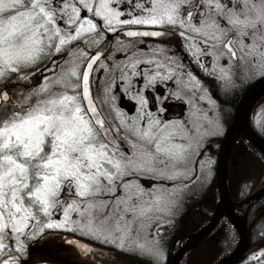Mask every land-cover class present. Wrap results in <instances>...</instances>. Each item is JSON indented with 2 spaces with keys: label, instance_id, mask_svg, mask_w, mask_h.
<instances>
[{
  "label": "snow or ice",
  "instance_id": "6c2138e0",
  "mask_svg": "<svg viewBox=\"0 0 264 264\" xmlns=\"http://www.w3.org/2000/svg\"><path fill=\"white\" fill-rule=\"evenodd\" d=\"M251 76L264 0H0V264L46 230L166 264L162 220L212 163L214 88Z\"/></svg>",
  "mask_w": 264,
  "mask_h": 264
},
{
  "label": "trees",
  "instance_id": "16d2710c",
  "mask_svg": "<svg viewBox=\"0 0 264 264\" xmlns=\"http://www.w3.org/2000/svg\"><path fill=\"white\" fill-rule=\"evenodd\" d=\"M11 82L15 83L14 77ZM249 82L246 81L238 87H227L225 91L226 100L224 102L221 100L222 103L219 101L216 93L219 92L220 95L224 92V89L216 85L214 98L217 100L220 113L224 108V113H221V116H223V123L225 125L231 118L238 96ZM36 83L35 80L31 81L32 85ZM2 84L3 83H0V85ZM251 123L255 131L264 138V97L259 99L253 107ZM219 139L220 136H217L209 140L211 145L210 159L212 163L209 166L210 173L207 181H199L192 187L189 185L185 191V197L182 196V203L180 204L179 201L177 212L173 214L168 221L164 222V227L160 229L162 246L166 254V264L170 263L173 241L182 234H187L198 229L202 223L207 221L210 213L214 209V161ZM263 179V155L246 139L240 136L231 150L229 159L227 188L230 198L233 201L244 199L262 183ZM261 199H264V196ZM261 199L256 201L249 211L247 232L250 247L235 264H248L253 254H256L258 250L264 251V238H262V236H264V200L262 201ZM256 205L260 206L257 211L255 210ZM52 234L53 233L48 235V232H46L42 237L31 242V247L26 257L28 264H35L37 260L45 259L49 255L63 256L66 254L69 255V253H72V255L76 257V262L73 264H90L80 260L73 248L67 245L66 241L64 243L59 240L54 241L50 239ZM56 236L59 239L63 235L57 234ZM68 237L71 239H82L79 235H75L76 238L73 236ZM45 238L47 239L45 240ZM229 239L228 225L222 220L209 237L186 254L183 264H214L222 257ZM99 245L100 244H96L95 246ZM127 255L130 261L135 259L141 260L138 259L137 256ZM261 259L264 260V257ZM251 264H260V262L251 261Z\"/></svg>",
  "mask_w": 264,
  "mask_h": 264
},
{
  "label": "water",
  "instance_id": "95a60500",
  "mask_svg": "<svg viewBox=\"0 0 264 264\" xmlns=\"http://www.w3.org/2000/svg\"><path fill=\"white\" fill-rule=\"evenodd\" d=\"M262 97H264V80L259 77L251 81L238 96L233 113L220 137L216 151L213 179L214 209L207 221L198 229L182 234L173 241L169 264L183 263L186 254L209 237L222 220L228 225L230 238L231 236L234 237L233 234L236 232V246L228 259H224L222 255L214 264H235L248 251L250 247L247 232L248 219L243 220L236 217L232 209L246 203L249 199H253V203L261 199L264 196V187L257 191L261 186L259 185L244 199L233 201L227 188L228 169L231 150L240 136L246 139L264 157V138L255 131L251 123L253 107ZM69 240L67 239L66 243L73 248L78 258L90 264H146L145 261L137 259L128 263L125 260L107 256L91 246L84 249V243L79 239H71L74 241L73 243H69Z\"/></svg>",
  "mask_w": 264,
  "mask_h": 264
},
{
  "label": "rangeland",
  "instance_id": "374dc122",
  "mask_svg": "<svg viewBox=\"0 0 264 264\" xmlns=\"http://www.w3.org/2000/svg\"><path fill=\"white\" fill-rule=\"evenodd\" d=\"M254 77H258V76H251V77H249V78H244V79H240V80H237L236 81V84H235V86L234 87H238V86H240L242 83H245L246 81H248V80H250V79H253ZM33 80H35L34 78H33ZM35 82H37L36 80H35ZM38 83V82H37ZM0 87H3V84L2 85H0ZM123 97H121V99H120V101H119V103L122 101V100H124V101H127V102H129V104H131V105H133V108H131V110L132 109H134L135 107H136V104H135V102L134 101H132L131 99H125V98H123ZM16 98H14V100H15ZM198 106L200 107V108H207V105H205L204 103H202V104H198ZM122 107V106H121ZM123 108V107H122ZM124 109H126V108H124ZM129 114H131V111H130V113ZM208 116L209 117H214L215 118V120L217 121V126H216V128H215V130L210 134V135H208V136H206L205 137V139H204V142H203V144L201 145V148L203 149V152H204V158L205 159H209V158H211V156H210V152H211V145H210V142H209V140H211L212 138H214V137H217V136H221V134H222V126H223V117L221 116V114L219 113V111H218V109H217V106L215 107V109L213 110V111H209L208 112ZM209 168H207L206 170H205V172L203 173V175H202V177H201V182L202 181H207V179H208V177H209ZM141 180H142V183H143V185L147 188L148 187V185L150 184V182H151V178L150 177H143V178H141ZM264 184V179H263V181H262V183H261V185H263ZM193 185H191V187H192ZM200 187V186H199ZM198 187V188H199ZM187 189H185L181 194H180V197H179V199H177V201H176V203L173 205V207L171 208V210H170V214L164 219V220H162V223H164V222H166V221H168V219L173 215V214H175L176 212H177V208H178V205H179V201H180V204L182 203V201H183V197H185V195H186V193H185V191H186ZM192 190V189H191ZM189 191V190H188ZM183 196V197H182ZM181 199V200H180ZM262 201L264 200V199H261ZM261 201V202H262ZM260 202V203H261ZM260 208V206H258V205H256L255 206V210L257 211L258 209ZM46 232H48V235L49 234H51V233H53L52 234V237L50 238V239H52V240H54V241H57V240H59V241H61V242H64L65 243V241L67 240V239H69V237L68 236H73V234L72 233H70V232H67V231H62V230H46ZM57 234H62L63 236L62 237H60L59 239H58V237L56 236ZM72 234V235H71ZM77 236L79 235L78 233L76 234ZM80 236V235H79ZM73 237H75V236H73ZM76 238V237H75ZM47 238H45V240H46ZM77 239V238H76ZM82 242L83 243H88L89 242V240H90V238H87V237H82ZM229 241H231V242H235V244H236V240L234 239V237L233 236H231V238L229 239ZM91 247H93L92 245H90ZM93 248H95V249H97V250H99L100 252H102L103 254H105V255H107V256H111V257H114V258H117V259H122V260H125V261H127L128 263L130 262V260H129V257H127L128 255L127 254H125L123 251H120V250H118V249H116V248H114V247H112L111 245H99V246H94ZM76 262V257L75 256H73L72 255V253H69V255H63V256H53V255H49L47 258H45V259H42V260H37L36 262H35V264H73V263H75ZM78 262V261H77Z\"/></svg>",
  "mask_w": 264,
  "mask_h": 264
},
{
  "label": "bare ground",
  "instance_id": "6f19581e",
  "mask_svg": "<svg viewBox=\"0 0 264 264\" xmlns=\"http://www.w3.org/2000/svg\"><path fill=\"white\" fill-rule=\"evenodd\" d=\"M263 187H264V184L261 185L257 189V191L262 189ZM252 203H253V199H249L246 203L238 205L236 208L232 209L233 214L240 219L247 220L250 208L254 204V203L253 204ZM233 235H234V239L236 240V232H234ZM235 246H236L235 242H231L229 240L227 241V244H226V247L224 250V254H223L224 259H228L230 257V255L233 253V251L235 249ZM180 264H183V263L181 262Z\"/></svg>",
  "mask_w": 264,
  "mask_h": 264
},
{
  "label": "flooded vegetation",
  "instance_id": "af4514ba",
  "mask_svg": "<svg viewBox=\"0 0 264 264\" xmlns=\"http://www.w3.org/2000/svg\"><path fill=\"white\" fill-rule=\"evenodd\" d=\"M122 39H127V38H123L122 37ZM115 41H113L112 42V46H113V48L115 47ZM149 43H151V41H149ZM117 55H119V54H117ZM250 80H248L247 82H249ZM170 87L172 88V90L173 91H175L176 89H175V86L174 85H170ZM215 88H216V86H215ZM215 88H214V92L216 93V90H215ZM224 89V92L222 93V94H220L219 95V92H217L216 93V95H217V97H218V99H219V101L221 102V100L224 102L225 100H226V94H225V91H226V88H223ZM123 99V98H122ZM170 103L171 104H176L177 103V101H175V98H173L171 101H170ZM202 104V102H198V104ZM222 103V102H221ZM120 105L123 107V108H126L127 110H131V108H133V105H131V104H129V102H127V101H124V100H122L121 102H120ZM216 106H217V109H218V111H219V113H220V110H219V108H218V104H216ZM224 109V108H223ZM221 110V113L223 114L224 113V110ZM178 112H179V114L180 115H182V116H187V114H188V110H187V108L183 105V104H181L180 106H179V109H178ZM129 113H130V111H129ZM220 113V114H221ZM169 117L172 115V113L171 112H169L168 114H167ZM223 117V116H222ZM223 121V120H222ZM227 125V124H226ZM226 125L223 123V126H222V131L224 130V128L226 127ZM130 263V262H129Z\"/></svg>",
  "mask_w": 264,
  "mask_h": 264
}]
</instances>
